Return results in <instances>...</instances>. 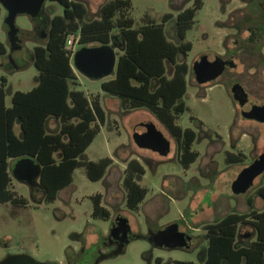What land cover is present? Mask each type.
Segmentation results:
<instances>
[{"label": "rangeland", "instance_id": "374dc122", "mask_svg": "<svg viewBox=\"0 0 264 264\" xmlns=\"http://www.w3.org/2000/svg\"><path fill=\"white\" fill-rule=\"evenodd\" d=\"M82 1L88 6L87 18L93 19L98 16L100 5L107 0ZM130 1V15L134 19V25L139 26L145 17L160 23L165 12H171L174 16L176 13L174 6L180 0H174L173 3L172 0ZM203 3L196 14L193 29L187 32L186 40L192 43V49L185 57L189 67L198 56L221 49L220 36L213 37L210 26L218 16V6L215 0H203ZM0 7V41L5 44L9 54L13 51L5 22L8 12L1 4ZM62 12L63 6L60 3L45 0L41 9L42 17H30L27 14H17L14 17L13 23L16 29L14 39L16 43L22 42V50L20 52V48H17L11 56L13 61L10 56L0 54V78L6 77L8 81L6 105L11 104L13 91H27L36 84L38 71L29 54H33L35 44L46 38H39L48 28L45 20ZM171 25L169 23L167 28L168 36L175 40L176 38L169 31L170 28L174 31L175 25L172 27ZM204 27L208 31V36L205 38L201 33ZM117 43H111L116 51V61L117 53H120V46ZM230 43L233 45L232 41ZM180 58L182 59L183 56ZM116 61L113 71L100 78L90 77L74 67L78 76V88L90 97L98 94L106 112V122L101 127L100 133L80 157L94 161L107 156L113 158L115 164L111 167L105 183L89 180L85 169L79 167L74 171L73 182L58 193L55 201L37 205L32 200L28 186L20 182L15 175H11L12 189L27 198L29 204L20 207L9 202L0 203V260L8 254H27L39 262L65 263L69 253L68 246H78L76 233L85 228L86 222H89L93 229L99 227L107 230V221L89 215L92 207L89 196L97 192L104 193L106 185L111 191L108 204L123 205L122 168L127 161L137 159L135 156L138 154L150 159L151 167L142 160L139 161L145 173L138 182L148 189V193L143 201L145 203L140 204L138 212L126 209L128 216L130 218L135 216L140 224L136 237L129 240L123 250H118L116 246L103 248L102 255L97 256L95 264H155L156 258H161L162 264H172L174 260L201 263L206 251L203 223L194 225L192 229V235L196 238L194 244L157 245L149 241L150 232L157 225L163 226L171 221L185 220V216L196 215L205 204L206 206L213 204L210 210L213 214L217 212L220 215L218 218L226 211L241 213L260 209L262 199L257 190L264 171H260L256 166L250 169V166L254 151L264 149V122L243 118L223 85L217 84L198 89L192 84V78L187 77V92L183 100L188 110L178 118L177 123L183 128H192L196 132L193 149L199 152V156L190 168L184 171L176 160L173 161L175 142L168 154L170 159L159 157L158 154L145 151L137 145L133 135L134 128L148 121L155 124L166 137L171 139L167 129L151 112L146 109H124L117 97L101 89V82L113 77ZM251 71L253 72L254 69ZM55 122L56 125L52 126L57 129L58 123ZM15 130L18 132L19 128L16 126ZM230 134L239 139V147L246 155L242 163L228 164L225 161L223 150L230 149V146L224 144L226 141L229 142ZM220 138L224 141H220ZM13 160L10 159V163ZM206 165L213 169L206 168ZM246 167L249 168L248 175H254V184L245 192L236 193L234 182ZM189 177L191 181L188 180ZM160 192L175 196L166 202L165 196ZM102 203L107 207L105 202ZM191 203L196 208L192 207ZM165 209L168 211L164 212ZM145 215L150 218L159 216L157 223L147 222Z\"/></svg>", "mask_w": 264, "mask_h": 264}, {"label": "trees", "instance_id": "16d2710c", "mask_svg": "<svg viewBox=\"0 0 264 264\" xmlns=\"http://www.w3.org/2000/svg\"><path fill=\"white\" fill-rule=\"evenodd\" d=\"M53 1L63 6V12L51 17L46 38L33 48V65L38 71L36 84L27 91H13L8 106V81L6 77L0 78V203H28L12 189L10 159L31 157L40 165V184L46 202L55 201L58 193L73 182L77 168L83 167L89 180L99 181L113 162L108 156L96 161L80 159L105 124L106 112L98 94L90 97L78 88L73 51L66 47L70 35L78 36L80 48L117 43L113 34L118 33L120 53L116 68L111 79L101 82V89L117 97L124 109L151 112L175 139L178 163L188 170L199 156L193 149L196 133L183 128L177 120L188 110L183 100L189 71L185 57L192 45L185 40L186 33L195 23L202 3L196 0L176 16L180 40L175 42L168 38L165 27L171 14L160 23L145 17L141 25L135 26L130 0H107L93 19L87 18L88 8L81 1ZM6 50L0 41V54ZM51 118L58 123L54 131L48 127ZM239 157H228L227 161L240 162ZM144 173L139 160L126 162L122 187L126 207L131 211L138 209L148 193L138 182ZM257 192L264 201V183ZM90 198L92 217L108 218L109 210L102 205L101 194ZM241 224L253 228L254 238L250 241L238 238ZM204 231V261L174 260L172 264H264V209L228 213L204 225ZM155 264H162V259L157 258Z\"/></svg>", "mask_w": 264, "mask_h": 264}, {"label": "flooded vegetation", "instance_id": "af4514ba", "mask_svg": "<svg viewBox=\"0 0 264 264\" xmlns=\"http://www.w3.org/2000/svg\"><path fill=\"white\" fill-rule=\"evenodd\" d=\"M173 1L174 0H172V3ZM195 1L196 0H180L177 2V5L175 6L173 5L176 13L174 16L171 17V19L165 25H166V29L168 28L169 23L175 25L174 31L172 30V28H170L169 30L170 33L176 38L175 40L173 39L175 42H178L180 40L178 28L176 26L177 23L176 16L180 12L188 9L189 7H192ZM199 1L202 3L203 6L204 5L203 0H199ZM215 3L218 6V16L214 18L210 26L212 28L211 32L213 37L216 38L218 35L220 36L221 49H219V51L215 50L203 54L201 56H198L189 67L188 77L189 79L190 77L192 78L193 81L192 84L198 89H205L206 87H211L217 84L223 85L229 97L234 102L236 108L239 110L240 115L247 120L249 119V120L258 121L255 119L247 118L246 116L243 115V112L245 110H243L242 107L240 106L238 98L240 97L241 99L247 100L249 106L246 109L250 108L251 106L264 105V0H215ZM167 14H171V12H165L161 17V20ZM37 17H42L41 12ZM50 19L51 18H47V20H45L46 23H48L47 24L48 28H49ZM193 26L194 24L192 25V28L190 30L193 29ZM48 28L47 31H44V35H42V37L39 38H45L47 36ZM201 33L203 38L208 36V31L206 27H204V29L201 30ZM186 37H187V33H186ZM14 38H15V34L14 36H12L13 41L10 43L13 52H9L8 54V50H6V52L1 55H5L8 57L10 56L11 58L13 53L16 52L17 48H20L19 50L21 52L22 42L16 43L15 41L16 39ZM19 41H21V39H19ZM231 41L233 42V45L230 43ZM36 45L37 44H35L34 47ZM29 56L33 60L34 52L33 54L30 53ZM201 57H205L206 63L207 62L213 63L215 61L219 62V64H221V72L213 79H209L208 81L200 83L194 71V66ZM11 59L13 61V58ZM208 69L205 75L203 74V76L202 75L200 76L201 78H204L205 76H209L211 74L210 68ZM251 69H254V71L252 72ZM240 90L244 91L243 96L240 94L241 93ZM258 122H264V121H258ZM230 137L231 138H228L229 142L226 141V143L224 144V145H228V147L230 146V149L223 150L225 154L224 157L225 161L228 163L227 161L228 157L233 160L235 156H240L239 157L240 162H231L228 164L242 163L246 155L242 151L241 147H239V139H237L236 136H234L233 134H230ZM168 140L170 141V150H171L174 142L176 145V141L172 136L171 139L168 138ZM220 141H224V140L220 138ZM222 149H224V146L222 147ZM143 150L147 151L149 149L143 148ZM263 150L264 149L262 148L261 150L254 151L255 153L253 155L252 164L261 154H263ZM152 153L158 154L155 151H152ZM168 154L166 156H162L158 154V156L163 158L168 157L170 159ZM138 157L140 160H142L144 163L150 166L151 164L150 159L139 154ZM18 159L19 158L14 159L13 162H11L9 165L10 174L13 176L15 175V177H16L15 169ZM175 160L178 162L177 147H175V156L173 158V161ZM163 161L164 160H162V162ZM247 168L248 167H246L245 169ZM123 174H124V170H123ZM106 175L107 172L105 173L104 177L99 181L105 183ZM140 178L141 176L138 179ZM19 180L20 182L28 186V188L30 189L32 200L34 203L38 205L42 202H46L44 200L45 192L40 184V175L31 181H26L21 179ZM254 180L255 178H253L252 180V185L254 184ZM260 180L261 183L259 187H261L264 183V175ZM252 185L249 188H251ZM97 193L101 194V203L102 201L105 202V204H107V207L105 208L109 210L108 218L104 219L105 221L108 222L107 230H102L99 227L93 229V226H90V223L86 222L85 228L81 232L76 233L78 246L77 247L68 246L69 253L67 255V261L63 264H95L98 258L97 256L100 254L102 255L101 250L103 248L116 246L118 250H123L125 244L129 240L136 237V232L140 224L138 222V219L134 215H133L134 217L131 218L128 216L127 210L129 209L126 207L125 204V192H124V204L117 206L114 204H108V197L111 191H109L106 188V185H105L104 193H100V192ZM95 194L90 195L89 198ZM164 199L166 202L167 200H169V198H164ZM28 204L29 202L27 203V205ZM140 207L141 206L139 205L138 209L135 212H138ZM167 211L168 209H165L164 212ZM89 215L92 217L91 212ZM145 216L147 222L149 223H155V222L157 223L159 218V216H155L152 218H150L147 215ZM173 224H176L175 228H171V225ZM195 240L196 238L192 235V228H189L186 225V221L183 219L178 221L175 220L168 222L163 226L157 225L155 226L154 230L150 232V236H149V241L157 245L169 244L173 246H177V245L179 246L180 244H188V243L194 244ZM43 263L59 264L55 262H43Z\"/></svg>", "mask_w": 264, "mask_h": 264}, {"label": "water", "instance_id": "95a60500", "mask_svg": "<svg viewBox=\"0 0 264 264\" xmlns=\"http://www.w3.org/2000/svg\"><path fill=\"white\" fill-rule=\"evenodd\" d=\"M44 1L45 0H0V4L4 6L8 12L5 22L8 28V33L11 36V41H13L12 36H14L16 32L13 23L14 17L17 14H27L30 17H37L41 12ZM72 61L73 66L84 74L93 78H100L113 71L112 69L116 61V51L111 44L83 46L75 50L72 55ZM208 68H210L211 74L201 78L200 76H203V74L205 75ZM194 71L198 77V81L200 83L205 82L220 74L221 64L217 61L206 63L205 57H201L194 66ZM240 92L243 96L244 91L240 90ZM238 100L242 109L245 110L243 112L244 116L258 121H264V105L251 106L246 109L249 106L247 100L241 99L240 97ZM133 135L137 145L141 148L155 151L162 156H166L170 152V141L166 135L150 121L137 125L134 128ZM255 166L259 168L260 171H264V153L256 159L252 166H250V169ZM248 170L249 168L245 169L234 182L233 187L236 193L245 192L252 185L254 175H248ZM40 173V165L33 158L22 157L18 159L15 174L19 179L31 181L37 178ZM175 227L176 224L171 225V228ZM0 264L47 263L39 262L27 254H8L0 260Z\"/></svg>", "mask_w": 264, "mask_h": 264}, {"label": "crops", "instance_id": "0c3cea01", "mask_svg": "<svg viewBox=\"0 0 264 264\" xmlns=\"http://www.w3.org/2000/svg\"><path fill=\"white\" fill-rule=\"evenodd\" d=\"M77 1H81V2H83L85 5H86V3L84 2V1H82V0H77ZM102 5V4H101ZM101 5H100V7H101ZM87 6V5H86ZM99 7V8H100ZM87 8H88V6H87ZM98 12H99V9H98ZM166 33H167V29H166ZM115 34H117V35H115ZM114 38H113V40H115L116 38H117V41H119V39H118V33L117 32H114ZM168 35V34H167ZM169 37V36H168ZM169 39H171L170 37H169ZM173 40V39H172ZM116 41V40H115ZM120 44V43H119ZM120 46V45H119ZM77 75V74H76ZM78 77V76H77ZM187 77H188V75H187ZM187 83H188V81H187ZM56 122H55V120L53 119V118H51V119H49V121H48V127H49V131H54L55 129H54V127L52 126L53 124L54 125H56L55 124ZM140 155V154H139ZM133 156H135V155H133ZM139 161H140V159H139V157H138V155H136L135 156ZM113 159V158H112ZM141 162V161H140ZM114 164H115V161L113 160V162H112V164L108 167V169H107V175H106V179H107V177H108V175L110 174V169H111V167H113L114 166ZM125 167H126V163L124 164V168H122V171L123 170H125ZM206 168H210V169H213L211 166H208V165H206ZM184 171H187V170H184ZM189 181H191V177H189V179H188ZM121 182H122V180H121ZM161 194H163L164 196H165V198H169V199H172L175 195L174 194H172V195H170V194H166V193H164V192H160ZM261 198V197H260ZM262 199V198H261ZM103 202V201H102ZM208 202H210L211 203V201H209L208 200ZM145 203V202H144ZM143 203V204H144ZM142 204V205H143ZM102 205L104 206V207H106L103 203H102ZM191 206L192 207H195V206H193V204L191 203ZM211 206H213V204L211 203V205L209 206V205H207L206 206V204L205 205H203V209H201V210H199V212L196 214V215H192V216H185V220H186V225L189 227V228H194V225H197V224H200V223H203V224H206V223H212V222H215L216 220H218V219H220V218H222L223 216H225L226 214H228V213H230V212H225L220 218H218V216H220L217 212H216V214H213L211 211L212 210H210V208H212ZM191 207V208H192ZM206 207V208H205ZM196 208V207H195ZM260 209L259 210H257V209H254V210H256V211H260V210H262V209H264V201H263V199H262V204L260 205V207H259ZM91 210H92V207H91ZM252 210V209H251ZM250 211V210H249ZM91 212V211H90ZM203 212V213H202ZM246 212H248V211H246ZM241 213H245V212H241ZM210 217H212V219L210 218ZM214 220V221H213ZM238 238L242 241V242H247V241H250L251 239H253L254 238V231H253V228L252 227H250V226H248V225H244V224H241L240 226H239V230H238ZM206 250V249H205ZM205 257H206V251L204 252V257H203V259H202V261H204V259H205Z\"/></svg>", "mask_w": 264, "mask_h": 264}, {"label": "built area", "instance_id": "2783aa9c", "mask_svg": "<svg viewBox=\"0 0 264 264\" xmlns=\"http://www.w3.org/2000/svg\"><path fill=\"white\" fill-rule=\"evenodd\" d=\"M77 45H78V36H76V35H70L68 37L67 41H66V47L68 49L72 50L73 53H74L75 50L77 49Z\"/></svg>", "mask_w": 264, "mask_h": 264}]
</instances>
